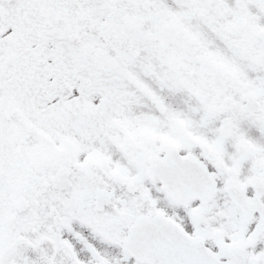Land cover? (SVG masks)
I'll return each mask as SVG.
<instances>
[{
    "label": "snow or ice",
    "instance_id": "snow-or-ice-1",
    "mask_svg": "<svg viewBox=\"0 0 264 264\" xmlns=\"http://www.w3.org/2000/svg\"><path fill=\"white\" fill-rule=\"evenodd\" d=\"M0 264H264V0H0Z\"/></svg>",
    "mask_w": 264,
    "mask_h": 264
}]
</instances>
